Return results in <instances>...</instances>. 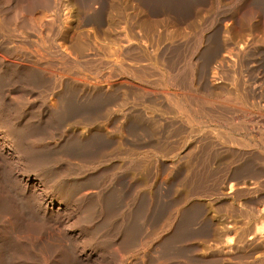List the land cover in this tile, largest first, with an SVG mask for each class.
Wrapping results in <instances>:
<instances>
[{"label": "bare ground", "instance_id": "bare-ground-1", "mask_svg": "<svg viewBox=\"0 0 264 264\" xmlns=\"http://www.w3.org/2000/svg\"><path fill=\"white\" fill-rule=\"evenodd\" d=\"M134 1L118 53L161 25L164 62L135 48L115 74L63 34L106 0H0V264H264V0ZM116 113L123 147H92Z\"/></svg>", "mask_w": 264, "mask_h": 264}, {"label": "rangeland", "instance_id": "rangeland-1", "mask_svg": "<svg viewBox=\"0 0 264 264\" xmlns=\"http://www.w3.org/2000/svg\"><path fill=\"white\" fill-rule=\"evenodd\" d=\"M135 3L136 2L134 0H106L107 8L106 13L103 15L104 23L96 28V31L94 30L95 32L93 29L89 30L80 26L78 21H72V23H70L71 27L68 26V28H65L63 31V34H65L64 39H66L65 43L68 51H70L74 56L82 55L84 52H94L95 58L97 57V62L95 65H99V67L94 70L95 72L101 71V73H106L108 71H113L115 74H119L125 72L120 63L131 59V55H133L135 48L139 49L149 46L152 56H154V61H156L157 66L160 68L164 62L162 59V51H160V49L157 51V46L160 43V40L158 39V42L154 40L159 38V36L164 32L162 31L163 27L161 25L151 29V39L143 38L138 43H135L130 39L131 43L126 46L128 48H125L126 50L123 53H118L120 45L129 42L122 41L121 43V39L119 37L125 35L131 37V35L133 36L135 33L141 34V32L135 31V28L132 30L130 25L131 22L137 20L139 17L137 13L139 12V9H141V7L136 6ZM142 23L145 22L142 21ZM142 25L144 26V24ZM152 70L154 73H157L156 67L153 66ZM133 90V87L122 85L123 92H115L106 96L109 101L112 100L118 104L128 101L129 99L132 102H135L133 99L135 92ZM105 104L106 103L102 102L100 106L105 107ZM103 111L104 110H101L97 114H101ZM156 112L155 110L153 112L149 110V115H157ZM112 118L114 120L113 123L110 122L107 116L99 118L95 121V126L100 129L103 135H101L100 139H97L92 143V147L106 150H110L114 146L118 148L123 147L126 138L130 136L129 132L123 128L126 118L121 113L113 114ZM150 132L152 135V141H154L157 145L162 143L161 139L163 137V132L159 122H153ZM130 146H132V143H130ZM113 157L117 164L115 170L121 171L123 173L122 181L124 185H127V182H130L134 176L132 166L123 167V160L116 156ZM158 164L160 165L161 162L159 161ZM151 165L153 168H156L154 164L151 163ZM120 167H122L123 170H120ZM158 171L160 170L158 169ZM229 190L230 187L227 186L225 191L228 192ZM203 202L205 203L206 208L209 210L210 217L213 219L216 227H219L218 229L225 227V225L228 224L225 215H216L215 212L224 213L227 209L225 207H220V204L217 203H210L208 201ZM235 206L238 207V202L235 203Z\"/></svg>", "mask_w": 264, "mask_h": 264}]
</instances>
